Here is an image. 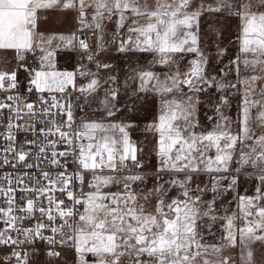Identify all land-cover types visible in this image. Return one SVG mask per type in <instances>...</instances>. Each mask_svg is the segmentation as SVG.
I'll use <instances>...</instances> for the list:
<instances>
[{"label": "snow or ice", "instance_id": "1", "mask_svg": "<svg viewBox=\"0 0 264 264\" xmlns=\"http://www.w3.org/2000/svg\"><path fill=\"white\" fill-rule=\"evenodd\" d=\"M50 9L93 44L38 32ZM202 21L235 22L219 68ZM113 53L151 60L121 81ZM0 169V264H264V0H0Z\"/></svg>", "mask_w": 264, "mask_h": 264}, {"label": "rangeland", "instance_id": "2", "mask_svg": "<svg viewBox=\"0 0 264 264\" xmlns=\"http://www.w3.org/2000/svg\"><path fill=\"white\" fill-rule=\"evenodd\" d=\"M209 24H212V27H209ZM78 24L75 18V13L65 12L59 9H50L46 12L45 16H42L38 21L37 31L42 33L44 36L49 37L53 35H65L69 36L73 33L81 36V38L86 39L89 44H93L94 38L85 31L82 35L77 31ZM114 25L109 24L106 28L105 39L110 40L113 35ZM224 35L222 37H217L215 34V25L213 22L209 21L205 23L202 21L201 24V40H202V48L210 55V57L215 56L216 48L218 41L222 42L220 46L227 48V54L223 57L219 62L214 63V68H219L223 64H225L229 58L237 55L236 48L234 47V35L236 31L235 22L230 23L225 26ZM71 56L73 59H68ZM113 59L112 63L115 65V71L118 75V78L123 81L127 78L128 75L132 74L133 68H143L146 67L151 60L150 56L146 58H142L139 62L130 63L124 59H116L115 53L112 54ZM56 64L59 69L65 70L70 69V65L79 66L81 62L80 57L75 53H69L67 51H58L56 56ZM183 63V62H182ZM155 70L160 71L159 67ZM21 77H23V73H21ZM131 83V81H129ZM202 102L200 105V119L203 123L205 121V116L211 114V108L207 106V101L203 97L201 98ZM158 108V100L155 103H150L148 105V112H142L141 116L146 117L141 121L137 122V128L133 130L132 137L133 140L138 144L144 147L145 154L148 153L151 148V139L152 134L150 132L145 131V127L151 122L153 119V115L155 110ZM233 110H229V114H233ZM142 158L146 159V162L149 166L154 163V159L150 155H144ZM242 190L244 192L250 193L252 191L251 181H248L246 184L242 185ZM62 258L65 261V264H73V254L67 250H64L62 253ZM40 261V264H54L53 258L48 257L46 254L40 255L36 258Z\"/></svg>", "mask_w": 264, "mask_h": 264}, {"label": "built area", "instance_id": "3", "mask_svg": "<svg viewBox=\"0 0 264 264\" xmlns=\"http://www.w3.org/2000/svg\"><path fill=\"white\" fill-rule=\"evenodd\" d=\"M26 137L24 136V134H21V136H20V139L21 140H23V139H25ZM0 171H3V169H0ZM9 171H11V169H9ZM40 247L41 248H46V245H44L43 243H41L40 244ZM3 253H0V255H2ZM40 255H42V253H41V251L38 249L37 250V252H36V256L34 257V258H36V257H38V256H40Z\"/></svg>", "mask_w": 264, "mask_h": 264}, {"label": "crops", "instance_id": "4", "mask_svg": "<svg viewBox=\"0 0 264 264\" xmlns=\"http://www.w3.org/2000/svg\"><path fill=\"white\" fill-rule=\"evenodd\" d=\"M46 12H48V10L44 12L43 16H45V15H46Z\"/></svg>", "mask_w": 264, "mask_h": 264}]
</instances>
